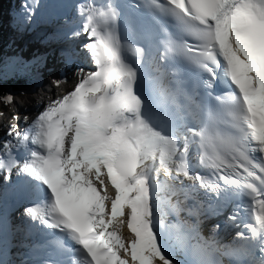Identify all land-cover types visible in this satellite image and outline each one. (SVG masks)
I'll return each instance as SVG.
<instances>
[{"label":"snow or ice","instance_id":"1","mask_svg":"<svg viewBox=\"0 0 264 264\" xmlns=\"http://www.w3.org/2000/svg\"><path fill=\"white\" fill-rule=\"evenodd\" d=\"M151 8L196 41L174 44L166 38L159 59L176 52L200 87L223 82L231 88L228 129L216 126L225 97L212 98L211 92L188 106L189 120L156 111L153 99L137 90L138 67L125 58L127 49L139 63L144 50L121 43L117 7L85 0L77 6L80 29L68 36L88 37L85 48L95 70L47 105L28 131L12 127L0 170L10 178L18 167L29 178L36 201L25 215L71 241L72 247H60L75 255L72 264H176L163 250L159 203L166 200L191 216L193 209L182 206L193 200L198 207L201 195L223 205L247 198L252 222L245 225L250 230L245 251L264 264V0H152ZM71 58L66 49L65 59ZM155 96L162 104L174 101L164 87H157ZM3 99L13 101L11 95ZM21 147L22 163L13 158ZM190 153L209 170L207 176L190 170L196 166ZM172 197H177L174 205ZM124 225L133 234L127 241L120 235ZM198 225L188 234L201 251L210 249V242L199 243Z\"/></svg>","mask_w":264,"mask_h":264},{"label":"bare ground","instance_id":"2","mask_svg":"<svg viewBox=\"0 0 264 264\" xmlns=\"http://www.w3.org/2000/svg\"><path fill=\"white\" fill-rule=\"evenodd\" d=\"M3 4H5V2ZM3 4H2V9L4 8ZM14 6L15 7H12L14 10L12 12L10 11L12 15L7 14L5 11H3V15H2V10H1L0 11V17H1V20L3 22L4 27L5 26L6 27H10L12 24L16 23V27L18 28V30L16 28H13L12 29L13 32L11 33V35H13V39L14 40H15V38L17 36H18V38L19 37L23 38V43H24L25 46H20L18 48L19 52H16V54L19 53V55H23L24 54V56H27L28 53H34V52H36V50L37 51H40V50L45 51L46 55H48L49 52H51L52 50H54V52H55V55L48 56L47 58H45L47 66L42 68L43 69V71L41 72L42 74H41V76H39L40 80L38 79L39 81H41V85L46 84L48 87H50L51 83L48 82L49 75L57 76L59 71L64 70L65 74H66V77H67V79L70 82V84L68 82V85L67 84L65 85L66 86V90L68 92H70L71 90H73L75 88V86L77 85V83L79 82V80L81 78L86 76L89 72H92V71L95 70V65H94V63L92 61V58H91L89 52H88V49H86L85 47L81 46V44H80V41L83 40V38H85L83 36V34H81L83 37H82V39L80 41H78L77 37H71L70 38L68 36V33H70L73 30H77L78 28H74L73 27L70 30L62 29L60 32H58V31L57 32H53L52 30H50L48 33L45 34V36H43L44 37L43 42L40 43L38 40L34 39V36L36 35L34 33V30L37 28V25L35 24V22L31 23L29 20H26L24 18V13L22 11L23 7H22L21 0H16V4ZM33 24H34V26H33ZM59 27L65 28L67 26H66V24H61V25H59ZM55 28H57V24L54 26V29ZM14 35H16V36H14ZM16 41H18V40H16ZM124 45H129V44L125 43ZM58 49H63L64 51H59ZM66 49H70L71 52H72L71 60H66L65 59V50ZM87 53H88V55H87ZM36 54H38V53H36ZM124 55H125V58L130 63H133L135 65V58H134V55H133L132 51H129V50L126 49L125 52H124ZM77 64H80V66L83 68V72H80L79 75H77L76 77L74 76V78H73L72 74L74 73V75H75V72H76L75 66L77 67ZM38 69H41V65L38 67ZM37 70H35L36 74H37ZM70 76L73 78L74 81L71 80ZM41 85H40L39 92H36V95H34V97L36 98V96H38V94H41L39 96V98H41L43 100V102L39 103L40 105L37 106L36 108H30L29 109L30 110V111H28L29 112V117H32L33 119L32 120L29 119L30 121L28 120L24 124L25 126H29L30 127L32 125L33 121L40 115L42 110L39 113L38 107L40 109H43V106H41V105H44L46 107L47 105L51 104L50 101L53 102L54 100L57 99L55 95L54 96L45 97V95H46V93H44L45 87H42ZM137 90L143 96H145L143 94V91L141 90V88L139 86H137ZM68 92H66V93H68ZM22 94L23 95H25V94L30 95L32 93L26 92V93H22ZM12 96L13 97L17 96L18 97L19 95L16 94V95H12ZM161 104L162 103L160 101L154 103V108L158 107V106H161ZM8 106L9 107H17L18 108V105L15 102L8 103ZM28 106H30V105H28ZM16 109L13 112H15ZM165 109L167 111H171L167 107V105H166V107H161L160 111H164ZM4 112H5V110L1 114H4ZM7 112H8L9 115H11L13 113V112H10V110H7ZM0 120H1L0 121V124H1L3 119L1 118ZM1 134H0L1 137L5 136L4 134H2V135ZM0 158H3L2 157V152L0 153ZM0 177H2V175H0ZM161 177H163V175ZM188 183H190V182H188ZM191 184H192V182H191ZM0 186H1V184H0ZM165 194L166 193H164V192L160 193L161 196H164ZM172 202H173V200L171 201V203ZM161 203L162 202L160 201L159 204L161 205ZM167 205H169L168 202H167ZM176 210H178V209H176ZM166 214H167L168 217H170V215L173 216V213L172 214L171 213H169V214L166 213ZM179 214L181 215V211L180 210H179ZM158 219H159L160 227L164 228V226H166L164 220L161 217H158ZM230 221H232V220H230ZM199 225H200V228L205 227V223H200ZM216 225H219V228H216ZM216 225L212 226V228H209V230H208L210 232L209 236L212 239H214V238L215 239H220V244L225 246L224 242H226L228 234L227 233H223L224 230H225V227H223V225H221L219 223L216 224ZM0 228H1V226H0ZM161 228H160V230H162ZM164 229L166 231L170 230L169 228H164ZM214 229L216 231L211 232V230H214ZM177 231H178L177 227H175V231H174L175 234H176L175 238H176L177 241H180V244L178 242V245H176V243L174 242V239H173L172 243H171V246H173V247L164 245L163 250L168 255H170L171 257H174L173 255H174V249H175L178 252L177 257L181 258V257L184 256L182 261L184 263H186V264L187 263H191L192 261L188 259V256L186 255L185 251L189 254V256L191 257L193 262L195 261L196 264H218L219 263L218 259L214 258V255H215V257H217L216 256L217 252H215V251L209 252L208 251L209 253L207 255L209 257H212L213 260L212 261L207 260L203 255H201V253L199 251L198 252H196V251L193 252V250L190 249L192 247L190 241H194L193 238H190L189 236H183L182 234H178ZM215 234L217 236H215ZM120 235L122 237H126L127 240H130L132 238L133 234L130 232V230L127 228V226L124 225V227L120 230ZM170 237H172V236H170ZM189 244H190V246H189ZM12 247H15V246L12 244L11 246L8 247V250H10ZM196 247H197V243H196ZM127 259L130 260V257H127ZM18 262L20 264H28V263H26L25 260H22V259H19ZM158 263H160V262L157 261L156 264H158ZM239 264H243V263L240 262Z\"/></svg>","mask_w":264,"mask_h":264},{"label":"rangeland","instance_id":"3","mask_svg":"<svg viewBox=\"0 0 264 264\" xmlns=\"http://www.w3.org/2000/svg\"><path fill=\"white\" fill-rule=\"evenodd\" d=\"M13 7H15V6H13ZM14 9L12 8L10 11L12 12ZM3 11L4 10H2V15H3ZM9 11V13H7V14H11V12ZM12 15V14H11ZM7 31V30H6ZM8 32V31H7ZM10 33V32H9ZM7 35H8V33H7ZM14 36H16V35H14ZM82 35H79V36H77V38H78V41H80L81 39H82ZM15 40H13L12 39V36L10 35H8V36H5V37H3V40H1L0 41V45L2 46V48H3V52H2V54L5 56V57H9V61H10V63L9 64H14L15 62H17V61H19L20 59H19V53H17L16 54V52H19L18 51V45H16L15 44ZM87 42H84L83 40H81L80 41V44H81V46H83V47H85V44H86ZM14 45H15V49H14ZM59 51H64L63 49H58ZM23 51V50H22ZM34 53H38V54H41L43 57H42V63H41V69H38L37 70V74L35 75V72H34V75L35 76H37V77H35V76H33V80L35 79V78H38L39 80H40V78H39V76H41V72L43 71V69L42 68H44V67H46L47 65H46V59L45 58H47L48 56H53V55H55V52H54V50H52L51 52H49V54L48 55H46V53H45V51H42V50H40V51H37L36 50V52H34ZM87 55H88V53H87ZM22 60H26V59H22ZM91 63V62H90ZM80 64H77V67L75 66V69H76V72H75V75H74V73L72 74V77L74 78V76L76 77L77 75H79V73L81 72L80 71ZM71 76H70V78H71V80H73V78H72ZM61 78V79H60ZM57 81H59L60 83H59V86H57ZM74 81V80H73ZM48 82L49 83H51V85H50V87H48L46 84H43V85H41V84H39V85H37V87H36V89H35V91L34 92H32V94H30V95H27V94H25V95H19L18 97L17 96H15V97H13V101L12 102H15V103H17V105L20 107V106H22V111L23 112H26V113H28L29 114V112L28 111H30L29 109L30 108H36L37 106H39L40 104L39 103H41V102H43V100L41 99V98H39V96L41 95V94H38V96H36V98L34 97V95H36V92H39V90H40V85L42 86V87H45V91H44V93H46V95H45V97H47V96H56V95H60L61 93V91H64V90H66V84L68 85V82H69V80L67 79V77H66V74H65V71L64 70H62V71H59V73L57 74V76H51V75H49V79H48ZM37 83V82H36ZM53 84H54V86H53ZM69 84H70V82H69ZM62 87V88H61ZM42 89V88H41ZM72 91V90H71ZM66 92H68L67 90H66ZM52 93V94H51ZM51 103H52V101H50ZM28 105H30V106H28ZM4 106V107H3ZM41 106H43V109H40L39 107H38V109H39V113H40V111L42 110V111H44V109H45V106L44 105H41ZM40 106V107H41ZM3 108H5V112H4V114H1V112H2V110H3ZM17 107H9L8 106V104H6V103H4V102H2V100H1V98H0V119L2 118H4L3 119V121H2V125H0V133H5V134H8L9 133V131H8V128H7V124L9 123V122H11V115H9L8 114V112H7V110H10V112H13L15 109H16ZM29 119L30 120H32L33 118L32 117H29ZM28 119V120H29ZM29 120V121H30ZM1 121V120H0ZM2 130V131H1ZM2 135V134H1ZM1 137V136H0ZM1 144V143H0ZM176 201V200H175ZM161 205L159 204V213H158V217H161L163 220H164V222H165V225L166 226H164V228H169L170 230H165L164 228H161L164 232H163V237H162V242H163V244L164 245H166V246H171V243H172V240L174 239V242L176 243V245H178V242H179V244H180V241H177L176 240V238H175V227H173L172 228V225H174V223L172 222V221H170V220H168L167 218H166V213H171V209H170V206L169 205H167V201L166 200H161ZM184 206H187V204L185 203L184 204ZM178 211V213H179V210H177ZM172 214V213H171ZM171 216V215H170ZM179 217L181 218V215L179 214ZM180 220V219H179ZM192 221V219H190V221H187V222H191ZM204 228V227H203ZM203 228H200V230L201 229H203ZM158 230H160V228H158ZM206 230H209V229H206ZM216 231V230H215ZM209 232V231H208ZM211 232H214V230H211ZM209 234H210V232H209ZM170 236H172V237H170ZM214 236V235H213ZM215 236H216V234H215ZM196 243H197V240H196ZM200 244L202 243V242H199ZM189 246H190V244H189ZM171 247H173V246H171ZM184 248V247H183ZM190 248V247H189ZM193 247H191L190 249L191 250H193V252L194 251H196V252H198V250H196L195 248H193ZM196 248H198V247H196ZM174 249V248H173ZM189 250V249H188ZM185 251V250H184ZM209 252H211V251H209ZM208 252V249L206 250V251H203V253H205L206 255L209 253ZM185 253H186V255L188 256V259L189 260H191L192 262L191 263H187V264H196L195 263V261L193 262V260L191 259V257L189 256V254L185 251ZM177 254H178V252L174 249V257H171L170 255V258H172L175 262H176V264H186V263H184L183 261H182V259H183V257H181V258H179V257H177ZM202 255V254H201ZM182 256V255H181ZM124 258H126L127 259V257H124ZM214 258H217V257H215V255H214ZM197 259V258H196ZM198 260V259H197ZM208 263V262H207ZM158 264H160V263H158ZM218 264H221L220 262L218 263Z\"/></svg>","mask_w":264,"mask_h":264},{"label":"trees","instance_id":"4","mask_svg":"<svg viewBox=\"0 0 264 264\" xmlns=\"http://www.w3.org/2000/svg\"><path fill=\"white\" fill-rule=\"evenodd\" d=\"M3 37L0 36V41ZM0 45V98L8 95H21V92L29 91L33 83L34 70H37L38 61L19 60L14 64H9V57L3 54ZM37 68V69H36ZM36 74V73H35Z\"/></svg>","mask_w":264,"mask_h":264}]
</instances>
